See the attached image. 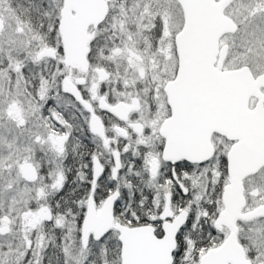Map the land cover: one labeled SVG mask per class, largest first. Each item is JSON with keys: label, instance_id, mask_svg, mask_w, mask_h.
<instances>
[{"label": "snow or ice", "instance_id": "snow-or-ice-1", "mask_svg": "<svg viewBox=\"0 0 264 264\" xmlns=\"http://www.w3.org/2000/svg\"><path fill=\"white\" fill-rule=\"evenodd\" d=\"M0 264H264V0H0Z\"/></svg>", "mask_w": 264, "mask_h": 264}]
</instances>
